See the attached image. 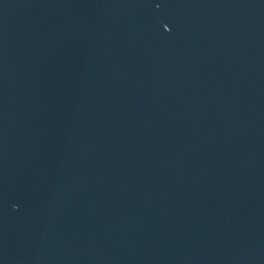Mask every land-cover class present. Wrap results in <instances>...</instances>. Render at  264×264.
I'll return each instance as SVG.
<instances>
[{
  "label": "water",
  "instance_id": "1",
  "mask_svg": "<svg viewBox=\"0 0 264 264\" xmlns=\"http://www.w3.org/2000/svg\"><path fill=\"white\" fill-rule=\"evenodd\" d=\"M0 264H264V0H0Z\"/></svg>",
  "mask_w": 264,
  "mask_h": 264
}]
</instances>
